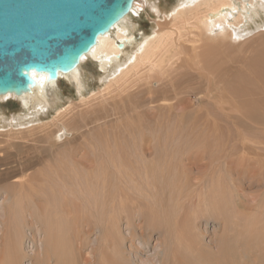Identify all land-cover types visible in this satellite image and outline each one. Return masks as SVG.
<instances>
[{"label": "rangeland", "instance_id": "obj_1", "mask_svg": "<svg viewBox=\"0 0 264 264\" xmlns=\"http://www.w3.org/2000/svg\"><path fill=\"white\" fill-rule=\"evenodd\" d=\"M177 1L145 0L148 5L158 6L159 15L149 10L148 5L141 10L138 16L130 13L125 18V24L133 33L136 42H140L139 37L142 35L146 37L153 34L155 23L163 15L169 16L170 8ZM233 1L236 11H232L230 22H234L240 12L243 20H241V26L237 24L238 26L233 25L232 28L240 27L245 34L250 30L255 32V28L261 27L264 22V14L261 10L249 22H244L247 18L246 12L255 7H252L251 2L253 1L259 6L261 0ZM242 3L244 4L241 5ZM252 34L248 36L250 41H248L249 39L245 40V43L240 47L232 49L230 45L218 54L221 57L224 56L222 59L225 58L224 61L227 63L225 72L229 73L220 80V85L215 82L219 80V76L214 75L213 88L216 89L212 96L223 98L220 93L226 94V97L223 98L229 106L225 104L226 111V108L223 107V112L218 113L210 106L209 109L206 102L201 103L193 88L189 89L190 86L192 87L198 82L195 79L198 77L185 75L186 78H192V80L191 85L188 88L185 86V92L180 95L185 99V103L180 106H187V108L192 106V108L183 114L184 117L179 116L180 120L183 123L190 122V120L196 121L199 117L198 110V114L206 116L208 113L209 117L206 116L205 121L198 129L197 143L189 138L191 134L186 137L190 142L192 154L188 160L183 161L180 158V160L174 161L167 160V163L155 159L154 156H158L160 152L153 147V144L149 145L146 142L145 145L149 148L145 158L147 163H144L142 167H146L147 170H152L153 166V169L162 167L165 171L162 175L158 174V177L149 175L146 177L147 179L141 181L131 179V184H129L128 180L117 176L114 170H110V173L106 175L100 169L93 172L99 165L95 162L90 168L80 166V158L87 157L88 148L102 139L98 136L99 132L95 128L88 126L90 121L85 113H88L92 108L104 111V107L107 106L108 113L107 115L104 113L106 116L111 115L112 108L109 105H103L98 93L103 91L104 100H106L108 94L110 92L113 94L116 90L114 84H111L107 91L105 84H100L104 73L95 66L96 64L91 58L81 65L84 89L80 97L69 81L64 78L59 79L49 97L51 107L47 112L41 114L36 122L37 125H41L40 128L44 134L39 130V133L35 131L38 137L35 134L30 137L31 135H24L23 132L21 134L8 124H6V128H0V203H2L0 205H4L8 199L3 206L5 214L0 216V264H28L33 257V264H264V34H255L253 37ZM257 35L258 37L254 38ZM229 48L231 49L230 53L227 52ZM130 49V45H126L124 51L130 52ZM122 58L123 56H121ZM226 58L230 59L229 64ZM198 80L201 81L202 90H204L207 87L206 82L200 78ZM154 86L157 85L154 84ZM149 94L157 97V91L154 88L149 92L141 93L140 96L143 99ZM80 100H83L85 104L79 102ZM144 104H148V102L145 101ZM119 109L126 115L127 105L119 106ZM26 111L11 96L0 101V118H6V121H10L9 119L13 116L25 114ZM77 116L79 120H84V123L80 124L81 130L85 131L88 136L85 135L83 138L76 136L77 140L60 144L56 142L54 146L50 147L53 142H50L51 139L45 135L46 131L54 132L60 122L71 121ZM188 116L190 118H187ZM141 118V126L145 131L156 126L155 123L158 120L161 126L164 117L163 113L151 114L145 106ZM106 121L108 124L104 127V132L106 130L113 131L115 126L123 128L122 120H116L115 117H108ZM3 123L4 121L2 125ZM197 126L199 125L197 124ZM131 128L137 129V125H133ZM166 129L172 131L170 125H167ZM121 131L117 129L113 134L119 135ZM143 135H146L144 138H148L146 133ZM64 137L60 141H68ZM140 137L142 136L138 135L134 140L136 143L138 142L137 146L140 145ZM23 139H27V142ZM184 147L186 146L179 148L175 146V149L177 148L180 152ZM48 150L51 152L49 151V153ZM56 151H64V154L59 152L56 154ZM52 152L56 155H53ZM88 159L92 160L93 156ZM47 160L49 161L47 162ZM46 162L53 167H47ZM69 162L72 163L69 164ZM43 166H45V169L43 168L45 171L42 170ZM25 173L29 174L24 175ZM96 173L100 175L98 176L100 181L103 178V181L107 182L106 193L101 190L97 191L99 194L94 191L92 193L91 190L85 188L92 184ZM80 174L86 177L83 178ZM20 178L22 179L20 180ZM22 181L24 187L39 188V191L44 189L45 197L39 196L32 190L22 192L25 195L18 192V196L17 191H14L18 189L12 188V185L22 183ZM124 182L126 183L124 184ZM82 183L85 185L82 186ZM76 186L82 191L79 192ZM50 187L57 188L58 192L52 193L49 190ZM59 187L61 191H59ZM82 187L85 190L81 189ZM10 189L15 193H10L8 191ZM89 189H91L90 186ZM62 190L67 192L62 193ZM89 191L94 195H91ZM88 193L91 197L87 196ZM84 195L86 196L84 197ZM112 197L118 198V200ZM151 197L152 199H150ZM82 199H85L84 202L80 201ZM112 199H115L117 204L114 201L113 204ZM134 200L138 203L142 201L145 203L137 205L141 209L135 207L137 210H134ZM40 204L50 207L60 205V209L55 214L51 213L54 217L37 214L33 209ZM145 204L146 210L144 209ZM18 206L24 207L23 212L19 211ZM117 206L118 208H120L119 206L124 207L125 211L123 212L122 208V210L116 208ZM142 208L144 211L140 214H144L141 217L139 210L142 211ZM118 210L123 213L116 212ZM110 214L111 216H109ZM129 215L133 218H130ZM140 219L145 220L143 222ZM44 221H48V224H44ZM113 227H117L118 232L122 234H117L115 229L113 233ZM108 228H111L112 231L110 232ZM98 240L100 243L101 241L105 243H101V245ZM111 240L119 242L117 250L113 249ZM98 246L102 247L98 248ZM44 251L46 256L41 261Z\"/></svg>", "mask_w": 264, "mask_h": 264}, {"label": "bare ground", "instance_id": "obj_2", "mask_svg": "<svg viewBox=\"0 0 264 264\" xmlns=\"http://www.w3.org/2000/svg\"><path fill=\"white\" fill-rule=\"evenodd\" d=\"M239 1L245 2L246 0H239ZM147 3L145 2V0H134L129 14L133 13L135 16H138L140 14L141 10L144 9L146 7V5H148ZM243 4L244 3H242L241 5H243ZM251 4H253L252 7H254V6L255 7L252 9L250 8L249 11L246 12L247 18H246V21H244L245 23L249 22L254 15H258L260 13L259 10L263 11V14H264V9H263L264 0H261V2H259V6L256 5L253 1L251 2ZM234 6H236V5H235V2L233 0H178L176 2V4L170 8V15L169 16L163 15L160 18V20L155 23V26H154L155 31L153 32V34H151L150 36H146V37L142 35L141 37H139L140 42H138V41L136 42L135 37L133 36V33H131V31L126 27L125 18L128 17V15H129L128 14L127 16L124 17V19L122 21H120L113 28H111L109 30V32H107L105 35L98 37L97 43L91 48V50L89 51L88 54L82 56L79 64L76 66L75 69L72 70V72H70L68 74H60L59 73V77L55 81H48L47 76L45 74L32 72L30 75L35 80L36 87L32 88V90L29 93H22L19 96H15L13 94H5V95L1 96L0 101H3V100H5L11 96L13 99L17 100V103L21 104L24 107V109L27 110L26 111L27 113H25V114L23 113V114L18 115L16 117L13 116L15 118L12 117L13 119L12 118H11L12 120L9 119L10 121H6V118L5 119L0 118V125H1L0 128H6V124H8V125H11L12 127H14L15 130H17L21 134L23 132L24 135H27V134H28V136L31 135L30 137H32L35 134L38 137V135H37V133H35V131L38 132L39 130H41V132H42V128H40L41 125L40 126L37 125L36 122L38 121L40 115L43 114L44 112H47L49 107H51V102L49 100V97L51 96L52 91L57 86L59 79L64 78L65 80L69 81V83L74 86L78 97H80L82 95V90L84 89V84H83L82 75H81L83 68L81 65L84 61L91 58L94 60V62L96 64L95 66H97V68H99V70L104 73V77L100 80V84H105V87H106L105 90L106 91L110 88L111 84H114L116 86V90L113 94H112V92H110L108 94V98L106 100H104L103 91L98 93L99 94L98 97L102 101L103 105L104 106L109 105L112 108V111H110L111 115L106 116L108 113V111L106 109L107 106L104 107V111L102 109H100V111H99V110L92 108L91 110L88 111V113H85L88 115L87 119L90 121L88 123V126L95 128L99 132L98 136L102 137V139H101V141L94 144L92 147L88 148L87 151L89 152L88 153L89 155L87 154V157L82 156L80 158V162H79L80 166L90 168L92 163L95 162L99 165L94 169L95 171L93 170V172H96L98 169H100L101 171H104L105 175H106V174L110 173V170H114V171H116L115 174L117 176H119L122 179H126V181L128 180L129 182L131 181V179H137L140 181L145 180V178L149 175L150 176H155V175L157 176L158 174L162 175L163 172L165 171L164 169H162V167H159L158 169H153V167H154L153 166L152 170L151 169L147 170L146 167H142V166H144V163H147L145 158L147 157V154H148L147 150L149 148H148V146L145 145L146 142L149 145L153 144V147L158 152H160L158 154V156H156V155L154 156L155 159L163 160V161H166L167 163L170 160H173V161L177 160V159L180 160V158L183 159V161L188 160V157H191L192 154H191V149H190V147H191L190 142L187 140L186 137H189V134H191V136L189 138H192V140L197 143L198 142L197 140L199 139V137H198L199 136V130L198 129L203 124V122L205 121L206 116L209 117L208 113L206 114V116H204V114H198V112H199V110H198L197 115L199 117L196 119V121L190 120V122L183 123L180 120L181 117L179 118V116L184 117L183 114L187 110H190L192 108V106H190L189 108H187V106H185V107L180 106L183 103H185V99L183 97H181L180 95L185 92L184 91L185 86L188 88V86L191 85V80H192V78H186L185 75H190L192 77L197 76L198 78L203 79L206 82L207 87L204 90H202L201 81H199L198 78L195 77V79H197L198 82H196L192 87L190 86L189 89L191 90L193 88V91L195 92V95L198 97L199 101L201 103L206 102L208 104L209 109L211 107L212 110H216V112L222 113L224 110L223 107H225L226 106L225 104H227L226 103L227 101L225 99H223L226 97V94H224L223 92L222 93L219 92L223 96V98L218 97V96L217 97L212 96V94L214 93V89H216V88H213V82L215 81L214 75L219 76V80L215 81V82L220 85V83H221L220 80H222V78L224 76H227V74L229 72H225V70L227 68L225 65L227 63L224 61L225 58H224V60L222 59L224 56L221 57L218 54L222 50H224L225 48L230 47V45H231L232 49H233V47H238V46L240 47V45H243L245 43V40L250 38V37H248L249 34L253 33L251 35L252 37L255 34H260V33L264 34V22L262 23L260 28H255L256 29L255 32H253L252 30H250V31L246 30L247 33H245V34H244V31L242 30V28H240V27L239 28L237 27V29L232 28L233 25L236 26L237 24L241 26L240 23H242L241 20H243L242 19L243 17L241 16L242 14H240L241 13L240 12L239 15H237V17L235 18L234 22H230V18H232V11L233 12L236 11ZM147 7L149 10H151L152 12H155L156 14L159 15V10H158L157 5L152 4V5H148ZM257 11H258V13H257ZM256 37H258V35L255 36L254 38H256ZM253 39H251V40H253ZM248 41H250V39ZM120 45H122L123 47L120 48L119 47ZM126 45H128V46L130 45V48H131L130 52L124 51L126 49ZM229 50H231V49L229 48L228 51L227 50L226 51L229 52ZM225 54H226V52H225ZM255 54H257V53H255ZM262 55H263V53H262ZM121 56H123L122 59H121ZM244 56H246V55H244ZM235 59H236V57H235ZM226 60L228 61V64H229L230 59L226 58ZM236 64L238 65V63H236ZM237 67H239V65ZM154 84H156L157 86H154ZM203 84H204V82H203ZM152 87L155 89V91H157L158 99H157V97H155L152 94H149L148 96H146L145 98L142 99L140 94L145 92V91L149 92L150 90L153 89ZM175 89L177 92L176 94H175ZM109 96L111 97L110 99H109ZM92 97H93V95H92ZM94 99H95V97H94ZM145 101H147L148 104H144ZM79 102L85 104V102L83 100H80ZM124 105H127V107H128V110L126 111V115L124 113H122L119 109V106H124ZM145 106L147 107L148 112H150L151 114L163 113L164 118H162L163 122H162L161 126L159 125L160 122H158L159 120H161V118L159 117V120L157 121V123H155V124H157L156 126L151 127L150 129L143 131L142 126H141V119H142L141 117L143 116V110L145 109ZM227 106H228V104H227ZM226 110H227V108L225 109V111ZM104 112L106 113V115ZM216 115H218V114H216ZM189 116L187 118H190ZM108 117H115L116 120L118 119L119 121L122 120L123 128L122 127L117 128L115 126V129L113 131L112 130H110V131L106 130L104 132V127L108 124V122L106 121V119ZM3 121H4V123L2 125ZM7 122H12V123H7ZM83 123H84V120H79L78 116H77L76 118H74L71 121L60 122L57 125V128L54 132L53 131H46L45 135L49 139H51L50 142H53V143H51L52 145L50 147L54 146L56 144V142H57V144L66 143V142H70L71 140H73V141L75 139L77 140V137L83 138V136H85V135L88 136V134L85 131L83 132V130H81L82 126L80 124H83ZM197 124L199 126H197ZM133 125H137V129L131 128V126H133ZM167 125H170L172 127V131L166 129ZM183 126L185 127V129ZM189 126H191V127L189 128ZM117 129L122 130L121 134L114 135L113 132L116 131ZM88 130H91V129H88ZM144 133H146L148 135L147 136L148 138H144L146 136V135H143ZM70 135H71V137H70ZM138 135L142 136V137H140V141H139L140 145L139 146H137L138 142L136 143L134 141V140H136ZM0 136H1V134H0ZM63 136H65L64 139H68V141H65V142L60 141ZM51 137H53V138H51ZM15 138H17V137H15ZM25 140L27 142V139H25ZM8 142L10 143V141H8ZM175 146L177 148H179L181 146H186V147H184L179 152V150L177 148L175 149ZM28 148H30V147H28ZM54 149H56V148H54ZM58 149L59 148H57L56 150H58ZM49 151L51 152V150H48V152ZM57 152H59V151H56V154H57ZM59 153L64 154V151L59 152ZM201 153H202V151H201ZM54 154L55 153H53V155ZM65 154H66V152H65ZM198 155H200V154H198ZM92 156H93V159L89 160L88 158H92ZM60 160L62 161V159H60ZM48 161L49 160H47V162ZM55 161H56V159H55ZM71 163L69 162V164H71ZM48 164H50V163H47V167L48 166L50 168L53 167V166H51V164L50 165H48ZM224 164H225V162H224ZM162 165H160V166H162ZM148 166H150V165H148ZM163 166H165V164ZM44 167L45 166L42 167V170ZM167 169L169 170V168H167ZM173 170H172V172H173ZM23 171H22V173H23ZM43 171H45V170H43ZM61 171H63V170L61 169ZM47 173L50 174V172H47ZM56 173H57V170H56ZM91 173H92V171H91ZM26 174H29V173H25L24 175H26ZM74 174H76V173L74 172ZM82 174H83V171H82ZM30 175H32V174H30ZM46 175H48V174H46ZM59 176H60V174H59ZM82 176L83 175H81V177ZM98 176H100V175H98L96 173L94 180L92 181V184L89 185L91 189H89L88 185H87L88 187L85 186V188H88V190H91L92 193H94V192L98 193L97 191H100V190L104 191L106 193L105 188H106L107 182L103 181V178H101V181H100V179H98ZM169 176H171V175H169ZM27 177H24V178H27ZM84 177H86V176H83V178ZM22 178H20V180ZM31 178H32V176H31ZM152 179H153V177H152ZM156 179H158V178H156ZM65 180H66V177H65ZM48 181H49V179H48ZM67 181H68V179H67ZM85 181H87V180H85ZM114 181H116V180L114 179ZM72 182H70V183H72ZM88 182H91V181L88 180ZM99 182H101V183L99 184ZM36 183H38V182H36ZM45 183H47V182H45ZM76 183H77V180H76ZM125 183L126 182H124V184ZM40 184H41V182H40ZM82 184H81L82 186L85 185L84 183H82ZM129 184H131V182ZM13 187L18 189V190H14V191H17L16 192L17 194H18V192H20L19 194L25 195L24 194L25 190H28V191L32 190L35 193H37L39 196L45 197L43 188H41L43 190L39 191L38 190L39 188L31 189L30 187H24L23 181H22V183L20 182L18 184H13L12 188ZM64 187H65V185H64ZM85 188L82 187L81 189L85 190ZM60 189L61 188L59 187V191H61ZM79 189L80 188H78V190ZM49 190L52 193L58 192L57 188H51L50 187ZM8 191L12 194L15 193L11 189ZM72 191H74V190H72ZM80 191H82V190H79V192ZM91 191H89V192L91 193ZM22 192H24V193H22ZM63 192L66 193L67 191L62 190V193ZM59 193H61V192H59ZM92 193H91V195H94ZM19 194H18V196H19ZM107 194H109V193H107ZM112 195L114 196V194H112ZM46 196H48V194H46ZM85 196L86 195H84V197ZM87 196L91 197L89 195V193ZM54 197H55V195H54ZM59 197H60V195H59ZM59 197H56V198H59ZM82 197H79V198H82ZM122 197H123V195H122ZM35 198H39V197H35ZM79 198H78V200H79ZM102 198H104V197H102ZM107 198H109V197H107ZM112 198H115V197H112ZM115 199L118 200V198H115ZM115 199L114 200L112 199V202L113 201L115 202ZM150 199H152V197ZM84 200L85 199H82L80 201L84 202ZM7 201H8V199L5 201V204L7 203ZM80 201H78V202H80ZM150 201L152 202V200H150ZM59 202H60V205H62L61 201H59ZM114 202H113V204H114ZM125 202H127V201H125ZM130 202H132V200H130ZM238 202H239V200H238ZM104 203H105V201H104ZM141 203H138L135 201V203H134L135 205L133 207L134 210L136 209L135 207H137V205H139V204L142 205ZM144 203L145 202H143V204ZM0 204H2V203H0ZM5 204L0 205V216L5 214V209L3 208V206H5ZM8 204H11V203H8ZM82 204H84V203H82ZM60 205L58 207L55 205H52L50 207L48 205L40 204V206H38L37 208H34L33 210L37 214H47V216H48V215H51V213L52 214L57 213L60 209ZM23 206H25V205H23ZM78 206H80V205H78ZM121 206H119L120 208H118V206L116 208H118L120 210L123 209V212H124L125 208L124 207L122 208ZM31 207H32V205H31ZM114 207H115V205H114ZM23 208L24 207L18 206V209L21 212H23V210H24ZM133 208H132V210H133ZM137 208L141 209L140 207H137ZM146 208H147V206L145 204L144 209L146 210ZM241 208H242V206H241ZM120 210H118L116 212H119ZM7 211H8V209H7ZM25 211H26V209H25ZM114 211H113V213H114ZM143 211H144L143 208H142V211L139 210V214H140V212H143ZM94 212H95V210H94ZM123 212H121V213H123ZM126 212H127V210H126ZM126 212H125V214H126ZM121 213H119V214H121ZM143 214L144 213H142V215ZM142 215H141V217H142ZM51 216H50V219L52 217H54V215L52 217ZM109 216H111V214ZM109 216H108V219H109ZM129 217H130V215H129ZM130 218H133V217H130ZM140 220H142V219H140ZM144 220H142V221L144 222ZM39 221H40V219H39ZM48 221H44V224L45 223L48 224ZM103 224H104V222H103ZM120 224H121V222H120ZM104 225H106V224H104ZM112 225H113V223H112ZM126 227H128V226H126ZM104 228H106V227H104ZM110 229L111 228H108V230H110ZM114 229L116 230L115 232L118 234L119 233L118 228L113 227V233H114ZM132 229H129V230H132ZM111 231L112 230H110V232ZM107 232L109 233V231H107ZM134 232H135V230H134ZM127 234H129V233H127ZM130 234H132V232H130ZM112 235L114 236V234H112ZM134 235L136 236V234H134ZM81 239H82V237H81ZM99 239H101V238H99ZM105 239H106V237H105ZM112 239H114V238H112ZM117 240H118V238H117ZM99 241L100 240H98V243L101 244L102 241H101V243ZM111 241L113 242L112 243L113 249L117 250V248L119 246V242L115 241V240H111ZM104 243H102V244H104ZM81 245H83V244L81 243ZM188 246H189V244H188ZM99 247H102V246H98V248ZM190 247H191V245H190ZM190 247H189V249H190ZM107 248H109V247H107ZM100 249H102V248H100ZM45 256H46V254L44 251L42 254V257H41V261L44 260ZM33 258L30 259L31 262H29L28 264H31V263L33 264V261H32Z\"/></svg>", "mask_w": 264, "mask_h": 264}, {"label": "water", "instance_id": "obj_3", "mask_svg": "<svg viewBox=\"0 0 264 264\" xmlns=\"http://www.w3.org/2000/svg\"><path fill=\"white\" fill-rule=\"evenodd\" d=\"M133 1L0 0V97L29 93L32 72L48 81L72 72Z\"/></svg>", "mask_w": 264, "mask_h": 264}]
</instances>
